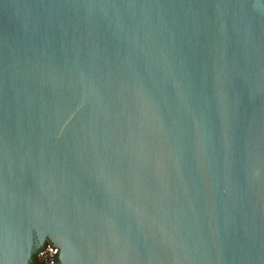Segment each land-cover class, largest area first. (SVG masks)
Wrapping results in <instances>:
<instances>
[{
    "label": "water",
    "instance_id": "1",
    "mask_svg": "<svg viewBox=\"0 0 264 264\" xmlns=\"http://www.w3.org/2000/svg\"><path fill=\"white\" fill-rule=\"evenodd\" d=\"M264 264V0H0V264Z\"/></svg>",
    "mask_w": 264,
    "mask_h": 264
},
{
    "label": "built area",
    "instance_id": "2",
    "mask_svg": "<svg viewBox=\"0 0 264 264\" xmlns=\"http://www.w3.org/2000/svg\"><path fill=\"white\" fill-rule=\"evenodd\" d=\"M58 251L55 244L46 241L35 251V255L43 264H60L57 257Z\"/></svg>",
    "mask_w": 264,
    "mask_h": 264
},
{
    "label": "trees",
    "instance_id": "3",
    "mask_svg": "<svg viewBox=\"0 0 264 264\" xmlns=\"http://www.w3.org/2000/svg\"><path fill=\"white\" fill-rule=\"evenodd\" d=\"M30 263L31 264H43L40 260L37 259L35 253L32 256Z\"/></svg>",
    "mask_w": 264,
    "mask_h": 264
},
{
    "label": "flooded vegetation",
    "instance_id": "4",
    "mask_svg": "<svg viewBox=\"0 0 264 264\" xmlns=\"http://www.w3.org/2000/svg\"><path fill=\"white\" fill-rule=\"evenodd\" d=\"M46 241H48V240H45L44 243H45ZM36 250H37V249H36ZM36 250H35V251H36ZM35 251H34V253H35ZM34 253H33V254H34ZM32 256H33V255H32Z\"/></svg>",
    "mask_w": 264,
    "mask_h": 264
}]
</instances>
